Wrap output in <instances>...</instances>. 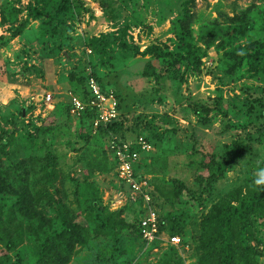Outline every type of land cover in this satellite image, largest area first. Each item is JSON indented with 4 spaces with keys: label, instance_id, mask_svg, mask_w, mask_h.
<instances>
[{
    "label": "rangeland",
    "instance_id": "obj_1",
    "mask_svg": "<svg viewBox=\"0 0 264 264\" xmlns=\"http://www.w3.org/2000/svg\"><path fill=\"white\" fill-rule=\"evenodd\" d=\"M187 1L80 0L65 18L66 44L55 49L40 20H31L22 35L14 36L29 16L27 8L36 4L33 0H0V137L5 149L1 166L10 167L9 159L25 162L32 188L35 178L44 174L40 157L37 162L30 159L29 142L33 137L55 143L60 177L48 186L54 199L39 203L45 217L54 219L67 212L86 218L95 199L96 213L101 215L121 212L130 224H137L143 215L145 203L136 201L119 179L109 138L85 137L87 129L70 113L78 96L70 74L90 75L94 69L108 85L107 91L114 90L122 101L124 124L116 134L135 142L144 137L153 147L142 152L136 172L154 187L152 195L162 207L161 214L184 211L195 216L187 227V237L194 241L191 247L169 243L167 223L157 244L149 245L143 237L123 238L125 251L117 264H169L175 256L181 258L176 264H200L194 246L201 216L231 191L255 187L257 160L264 159V106L254 100L264 96V58L254 62L264 49L256 44H264V1L191 2L189 11L196 16L192 56L182 49L173 24ZM15 8L23 12L11 22L7 16ZM235 16L243 22L231 21ZM240 24L251 29L228 41V28ZM97 37L109 43L107 55L90 46ZM155 45L173 55L159 59L144 54ZM148 72L152 75L146 76ZM48 93L53 95L51 101L46 99ZM12 138V144L7 142ZM70 140L74 145L66 143ZM236 145L244 148V157L210 188L204 186L198 177L208 173L211 157L220 158ZM174 179L184 181L196 199L173 197ZM16 200L13 193L0 194V203L8 210ZM17 219L29 222L23 215ZM8 223L10 229L16 227ZM32 226L40 228V221ZM251 227L255 235L249 242L260 253L259 264H264V215L254 218ZM12 237L13 248L0 244V264H33V233L21 236L14 231ZM40 237H45L44 232ZM112 244L111 238L90 239L86 247L78 246L69 264H113Z\"/></svg>",
    "mask_w": 264,
    "mask_h": 264
},
{
    "label": "trees",
    "instance_id": "obj_2",
    "mask_svg": "<svg viewBox=\"0 0 264 264\" xmlns=\"http://www.w3.org/2000/svg\"><path fill=\"white\" fill-rule=\"evenodd\" d=\"M36 4L27 8L29 16L25 22H23L15 31L14 36H20L23 34L25 28L29 25L31 20H40L43 22V28L47 34L53 39L54 48L62 49L63 44H66L65 36L69 29L66 16L72 10V6L79 7L80 0H33ZM196 0H188L182 8L181 15L174 21L176 28V34L181 41L182 49L192 56L196 54L194 50V36H193V23L195 15L190 13L189 4ZM264 1V0H263ZM78 3V4H76ZM78 5V6H77ZM55 11H52V10ZM23 9H13L9 11L7 17H10L11 22L18 21ZM6 17V18H7ZM241 19L239 16L230 17V20ZM58 20V24H56ZM237 22V21H236ZM238 22H243L241 19ZM251 26L248 24H240L229 27L227 30L228 41L236 39L237 36H243L247 34ZM62 38V41L60 39ZM261 48H264V44L256 43ZM90 46L100 54L106 53L109 43L105 41L104 37L93 38L90 41ZM59 47V48H58ZM138 50V49H137ZM258 57L254 59V62L259 58H264V49L259 51ZM144 54H152L157 58H167L172 56L171 53H166L158 45L150 46L144 52ZM181 59L178 58V60ZM243 60V59H242ZM238 61L235 63L231 70H235L242 64ZM251 62V61H250ZM150 63V67H151ZM94 69V67H93ZM152 73H146V76H151ZM90 77H94L101 84L104 91L107 90L108 85L105 84L97 71L94 69L89 74L73 71L70 74V81L73 87L76 86L74 92L84 100L90 98V91L88 89V80ZM120 100V108L122 101L119 94H117ZM258 105L264 106V96L254 99ZM97 111L87 109V111L80 117L79 122L82 127L86 128L88 135L85 137L90 139V136L105 137L111 140L113 137L123 141H132L131 138L122 137L116 134L121 131L123 122L120 117L109 125H101L97 130L94 129V120L97 118ZM115 135V136H114ZM86 138V139H87ZM10 140V139H9ZM12 141H7L12 144ZM4 141L0 137V194L5 192L13 193L17 196V200L13 206H7L0 203V244H6V246H16L15 238L12 237V233L17 231L22 236H27L29 233H33L35 241L30 249L32 253L33 264H69L73 257L78 254V246L86 247L90 239H97L98 237L111 238L113 244V254L110 255L109 260L113 264H117V260L124 254V247L121 244L123 238L135 239L142 237L140 230V219L137 224H130L124 218L121 217L122 213H107L101 215L96 213V206L98 201L94 200L91 210L87 214L86 218L80 215L64 214L58 215L54 219L46 218L43 212L38 208L39 203L45 199H54V193L48 187L58 181L60 175L58 170V155L53 149L55 143L49 142L48 139L38 141L32 137L29 142L31 145L32 153H30V159L37 162L40 157L41 172L44 174L42 177H36L33 187L28 184V175L30 174L28 165H25L23 161L10 160V167L4 169L1 165L3 163L2 158L5 154V149L1 148L4 145ZM5 143V145L7 144ZM45 143V144H44ZM67 144H73V141H67ZM34 145V146H33ZM33 146V147H32ZM45 148L44 150H42ZM74 149L76 147H73ZM77 149V148H76ZM245 155L244 148L240 145L234 147H228L222 157L218 158L213 155L211 161L207 164L208 173L200 174L198 179L204 186L210 188L212 184L219 181L228 169L236 165ZM114 166L117 168V162L114 158ZM138 167V166H137ZM137 169V168H136ZM173 184V197H182L187 195L191 200H195L196 196L191 192L186 183L182 180L174 179ZM81 187V183L78 184ZM92 187V186H88ZM166 196V194L163 192ZM60 204L61 199H58ZM155 206H157L161 215V233L164 232V228L167 223L170 230V234L178 235L182 238V245L191 247L194 241H191L187 237V227L190 220L195 218L191 217L187 212L181 211L180 213H169L163 216L161 214L160 203L157 202L154 197ZM5 210L9 212L6 213ZM102 210H105L102 207ZM144 214V211H143ZM23 215L25 221L18 220L17 217ZM264 215V189L250 186L247 192H244L241 188L228 193L227 197L222 198L215 203L211 210L201 216L199 222L200 233L197 238V246L195 250L199 255L200 264H259L260 253L256 247L252 246L249 240L253 238L255 234L252 231L253 219ZM24 220V219H23ZM85 220V221H84ZM9 223L16 227L7 226ZM40 221L41 227L32 226V222ZM22 222V223H20ZM8 223V224H9ZM44 232V238L40 237V233ZM159 242V241H157ZM154 243V244H157ZM181 261L179 256L171 258L169 264H176ZM181 263V262H180Z\"/></svg>",
    "mask_w": 264,
    "mask_h": 264
},
{
    "label": "built area",
    "instance_id": "obj_3",
    "mask_svg": "<svg viewBox=\"0 0 264 264\" xmlns=\"http://www.w3.org/2000/svg\"><path fill=\"white\" fill-rule=\"evenodd\" d=\"M88 89L91 93L88 100L79 96L73 98L71 102L70 113L72 116L81 117L87 109L97 111V118L94 120V129L101 125H109L116 121L120 116V100L114 90L104 91L101 84L94 77L88 80ZM53 95L48 93L46 99L51 101ZM151 143L144 137L135 141H121L116 137L110 140V149L117 162V172L119 179L128 185L133 197L143 206L144 214L140 217V230L143 239L149 244H154L162 239L161 233V215L154 204L152 195L154 187L150 184L148 178L136 172V166L142 155V152L151 151ZM172 245H182V238L178 235H172L167 238Z\"/></svg>",
    "mask_w": 264,
    "mask_h": 264
},
{
    "label": "clouds",
    "instance_id": "obj_4",
    "mask_svg": "<svg viewBox=\"0 0 264 264\" xmlns=\"http://www.w3.org/2000/svg\"><path fill=\"white\" fill-rule=\"evenodd\" d=\"M253 185L264 189V159L257 160V169L254 172Z\"/></svg>",
    "mask_w": 264,
    "mask_h": 264
}]
</instances>
